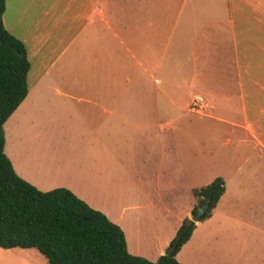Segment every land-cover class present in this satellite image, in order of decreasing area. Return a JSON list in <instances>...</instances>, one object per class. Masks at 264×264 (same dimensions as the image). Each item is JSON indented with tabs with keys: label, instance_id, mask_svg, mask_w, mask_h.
<instances>
[{
	"label": "crops",
	"instance_id": "crops-1",
	"mask_svg": "<svg viewBox=\"0 0 264 264\" xmlns=\"http://www.w3.org/2000/svg\"><path fill=\"white\" fill-rule=\"evenodd\" d=\"M4 25L31 64L27 97L4 125L20 178L71 191L122 229L131 255L156 262L192 218L193 179L208 166L209 147L178 119L195 95L221 101L233 117L200 115L229 128L225 193L176 259L193 264L184 252L239 224L253 246V199H264V0H6ZM33 250L0 248V264H50Z\"/></svg>",
	"mask_w": 264,
	"mask_h": 264
},
{
	"label": "trees",
	"instance_id": "trees-1",
	"mask_svg": "<svg viewBox=\"0 0 264 264\" xmlns=\"http://www.w3.org/2000/svg\"><path fill=\"white\" fill-rule=\"evenodd\" d=\"M6 0H0V248L36 249L50 264H181L176 256L191 239L196 223L186 219L156 262L131 255L122 229L63 188L41 192L20 178L5 154L4 125L29 92L27 48L4 25ZM225 193L217 178L194 191L192 216L207 205L199 222L211 217Z\"/></svg>",
	"mask_w": 264,
	"mask_h": 264
},
{
	"label": "rangeland",
	"instance_id": "rangeland-1",
	"mask_svg": "<svg viewBox=\"0 0 264 264\" xmlns=\"http://www.w3.org/2000/svg\"><path fill=\"white\" fill-rule=\"evenodd\" d=\"M191 100L189 99L186 103L187 109H189ZM205 101L206 109L204 114H211L215 118L233 117V115L227 112V106H225L227 103L221 101L209 102L206 98ZM178 125L192 127L196 142L198 139L204 151L207 147L210 149L209 156L205 154L206 161L208 159V166L205 167L202 174L196 175L197 173H195L193 179L194 191L209 186L217 178L223 179V176L220 174L225 169L222 160L225 158L224 154L227 153L225 139L228 136L226 132L229 131V128L215 120L195 113H187L185 116H180ZM230 157L232 158V155ZM56 159L48 158L46 163L52 167ZM263 200L261 198L253 199L255 203L253 208V246L250 245L251 242L248 236H246V233L250 231L249 227L239 224L237 227H231L227 233H223L224 235H215V232L211 233L207 241H199V247L194 250L192 249V251L187 250L184 252V257L192 261L193 264H264ZM190 201L191 198L187 192H183L182 195L178 196V205L180 207L189 206ZM244 222L245 224H249L248 221ZM210 228H207V230ZM33 251L39 253L37 250Z\"/></svg>",
	"mask_w": 264,
	"mask_h": 264
},
{
	"label": "built area",
	"instance_id": "built-area-1",
	"mask_svg": "<svg viewBox=\"0 0 264 264\" xmlns=\"http://www.w3.org/2000/svg\"><path fill=\"white\" fill-rule=\"evenodd\" d=\"M189 109L195 114H203L206 109L205 98L200 95H195L190 103Z\"/></svg>",
	"mask_w": 264,
	"mask_h": 264
},
{
	"label": "water",
	"instance_id": "water-1",
	"mask_svg": "<svg viewBox=\"0 0 264 264\" xmlns=\"http://www.w3.org/2000/svg\"><path fill=\"white\" fill-rule=\"evenodd\" d=\"M207 205H204L198 212L195 216H192L191 220L194 222V223H198L200 221V219L202 218V216L204 215V213L206 212L207 210ZM171 251H169L166 255L167 256H170L171 255Z\"/></svg>",
	"mask_w": 264,
	"mask_h": 264
}]
</instances>
